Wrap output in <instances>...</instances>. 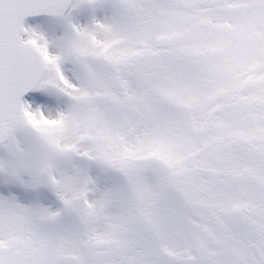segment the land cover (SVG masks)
Here are the masks:
<instances>
[{"label":"snow or ice","instance_id":"snow-or-ice-1","mask_svg":"<svg viewBox=\"0 0 264 264\" xmlns=\"http://www.w3.org/2000/svg\"><path fill=\"white\" fill-rule=\"evenodd\" d=\"M0 264H264V0H0Z\"/></svg>","mask_w":264,"mask_h":264}]
</instances>
